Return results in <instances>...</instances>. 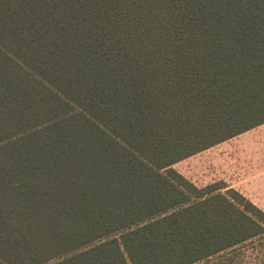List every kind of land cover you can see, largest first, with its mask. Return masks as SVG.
<instances>
[{"label": "trees", "instance_id": "trees-1", "mask_svg": "<svg viewBox=\"0 0 264 264\" xmlns=\"http://www.w3.org/2000/svg\"><path fill=\"white\" fill-rule=\"evenodd\" d=\"M264 125V0H0V264H233L264 210L174 165Z\"/></svg>", "mask_w": 264, "mask_h": 264}, {"label": "rangeland", "instance_id": "rangeland-1", "mask_svg": "<svg viewBox=\"0 0 264 264\" xmlns=\"http://www.w3.org/2000/svg\"><path fill=\"white\" fill-rule=\"evenodd\" d=\"M174 168L200 188L216 182L235 189L248 185L262 188L264 125L181 161ZM257 195L262 197L263 204H255L264 210V197L259 192ZM233 264H264V240L250 244Z\"/></svg>", "mask_w": 264, "mask_h": 264}, {"label": "crops", "instance_id": "crops-1", "mask_svg": "<svg viewBox=\"0 0 264 264\" xmlns=\"http://www.w3.org/2000/svg\"><path fill=\"white\" fill-rule=\"evenodd\" d=\"M232 187L236 188L235 186ZM238 189H240L244 195L251 199L252 202L259 203L260 205L263 204V199L262 197H258L257 192H259L264 197V187L259 188V186L248 185L246 187H239Z\"/></svg>", "mask_w": 264, "mask_h": 264}]
</instances>
